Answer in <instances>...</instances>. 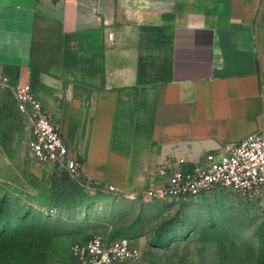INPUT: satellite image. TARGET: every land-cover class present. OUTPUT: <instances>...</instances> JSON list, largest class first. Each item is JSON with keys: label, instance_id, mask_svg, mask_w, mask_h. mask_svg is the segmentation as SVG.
<instances>
[{"label": "crops", "instance_id": "crops-1", "mask_svg": "<svg viewBox=\"0 0 264 264\" xmlns=\"http://www.w3.org/2000/svg\"><path fill=\"white\" fill-rule=\"evenodd\" d=\"M0 73L129 199L172 157L264 135V0H0Z\"/></svg>", "mask_w": 264, "mask_h": 264}, {"label": "rangeland", "instance_id": "rangeland-1", "mask_svg": "<svg viewBox=\"0 0 264 264\" xmlns=\"http://www.w3.org/2000/svg\"><path fill=\"white\" fill-rule=\"evenodd\" d=\"M28 140L11 91L0 86V264H79L71 247L94 237L132 239L141 258L126 264H259L264 193L244 200L221 191L180 211L110 202L88 180L30 160Z\"/></svg>", "mask_w": 264, "mask_h": 264}, {"label": "built area", "instance_id": "built-area-1", "mask_svg": "<svg viewBox=\"0 0 264 264\" xmlns=\"http://www.w3.org/2000/svg\"><path fill=\"white\" fill-rule=\"evenodd\" d=\"M0 86L11 91L16 110L24 120L29 134L27 157L37 164L57 166L71 177L77 176L82 163L65 144L57 120L44 109L31 86L14 82L1 73ZM185 164L180 157L166 160L157 168L152 184L129 199L179 204L184 200L201 201L221 191L244 200H255L264 193L263 134H251L227 144L218 159L206 155L202 163L189 169H184ZM106 189L114 192L112 187ZM70 253L79 264H126L141 258V251L128 238L107 241L94 237L74 244Z\"/></svg>", "mask_w": 264, "mask_h": 264}, {"label": "trees", "instance_id": "trees-1", "mask_svg": "<svg viewBox=\"0 0 264 264\" xmlns=\"http://www.w3.org/2000/svg\"><path fill=\"white\" fill-rule=\"evenodd\" d=\"M62 172H64V174L68 175L64 170H62ZM77 177L79 178V180H82L84 183L87 180L82 175H78ZM88 181H89V185H91L89 187L94 190V194H93L94 196L98 195V198L109 200L110 202L111 201L116 202L119 200L117 195L114 194V192H110L107 189H104L102 187V185H99L92 180H88ZM192 202L193 201H191V200H184V201H181L179 204H174V203H172V204L170 203V204L172 205V207H175L178 211H180L181 208L186 207L188 204H190ZM170 204H167V205H170ZM158 240H160V239H158ZM259 243H260V253L262 256L261 260L259 261V264H264V242H263L261 236H259Z\"/></svg>", "mask_w": 264, "mask_h": 264}]
</instances>
